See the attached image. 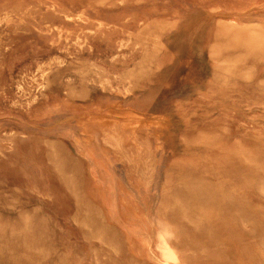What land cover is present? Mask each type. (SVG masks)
<instances>
[{"label":"rangeland","instance_id":"obj_1","mask_svg":"<svg viewBox=\"0 0 264 264\" xmlns=\"http://www.w3.org/2000/svg\"><path fill=\"white\" fill-rule=\"evenodd\" d=\"M0 264H264V0H0Z\"/></svg>","mask_w":264,"mask_h":264}]
</instances>
